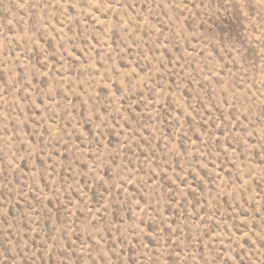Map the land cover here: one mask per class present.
Segmentation results:
<instances>
[{
    "label": "rangeland",
    "instance_id": "374dc122",
    "mask_svg": "<svg viewBox=\"0 0 264 264\" xmlns=\"http://www.w3.org/2000/svg\"><path fill=\"white\" fill-rule=\"evenodd\" d=\"M0 264H264V0H0Z\"/></svg>",
    "mask_w": 264,
    "mask_h": 264
},
{
    "label": "snow or ice",
    "instance_id": "6c2138e0",
    "mask_svg": "<svg viewBox=\"0 0 264 264\" xmlns=\"http://www.w3.org/2000/svg\"><path fill=\"white\" fill-rule=\"evenodd\" d=\"M236 3L237 4H243V3H245V0H236Z\"/></svg>",
    "mask_w": 264,
    "mask_h": 264
}]
</instances>
